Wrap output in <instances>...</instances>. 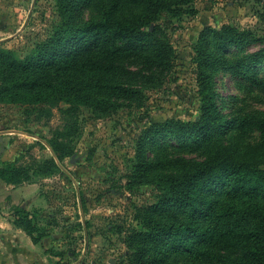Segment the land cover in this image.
Masks as SVG:
<instances>
[{
    "label": "rangeland",
    "instance_id": "rangeland-1",
    "mask_svg": "<svg viewBox=\"0 0 264 264\" xmlns=\"http://www.w3.org/2000/svg\"><path fill=\"white\" fill-rule=\"evenodd\" d=\"M180 7V14L165 13L160 21L175 49L174 67L166 73L146 72L135 81L142 102L118 100L96 110L88 105L73 109L64 101H0V164L11 162L25 172L20 184L3 180L6 187H16L6 189L10 203L5 196L1 202L5 225L0 239H9L8 231L17 235V228L25 231L8 222L18 207L28 209L41 239L35 264H138L142 245L143 258H152V264H220L207 255L168 248L166 239L149 237L147 225L189 215L182 203H164L162 162L201 160L224 150L264 165V83L259 81H264V53L255 54L264 51V0H186ZM103 9L98 0H79L74 19L78 24L99 20ZM138 13L136 7L119 10L125 18ZM63 14L58 0H0V56L6 50V60H32L50 45ZM225 25L254 39L223 44ZM227 60L241 65L240 71ZM206 84L214 90L222 121L181 138L150 130L171 119L199 120L209 95ZM54 139L71 145L73 154L60 161L59 169L40 174L45 161L54 157ZM141 162L146 165L139 169ZM245 196L228 199L235 208L230 215L250 226L264 219V193ZM244 207L251 210L244 213ZM210 250L225 260L243 254Z\"/></svg>",
    "mask_w": 264,
    "mask_h": 264
},
{
    "label": "trees",
    "instance_id": "trees-1",
    "mask_svg": "<svg viewBox=\"0 0 264 264\" xmlns=\"http://www.w3.org/2000/svg\"><path fill=\"white\" fill-rule=\"evenodd\" d=\"M185 2L98 0V6L104 8L102 17L78 24L74 10L79 0H58L64 13L63 23L51 35L49 46H42L32 60H17L12 56L6 60L9 51H2L0 101L26 102L27 99L32 104L64 101L71 103L73 109L88 105L96 110H105L118 100L142 102L143 92L134 85L135 81L147 76L146 72L171 71L175 64V49L160 23L162 15L180 14L183 11L180 4ZM123 6L136 7L139 13L130 18L121 17L119 10ZM220 37L223 44L234 41L249 44L254 39L253 34L228 25L222 28ZM261 53L264 51L255 54ZM226 62L238 71L242 67L230 60ZM206 86L209 95L204 98L199 120L171 119L153 124L150 130H167L181 138L197 129L217 125L223 118L214 102L212 86ZM249 119L259 122L258 125L263 123L260 119ZM50 145L60 161L73 154V147L59 139L52 140ZM162 164L159 187L164 203H182L189 209V215L185 219L153 220L147 225L150 238L166 239L168 248L186 249L197 257L207 255L220 264H264V219L243 225L238 222L239 215H230L235 208L234 203L228 202L230 198L264 193V165L240 160L224 150L206 159L179 157ZM145 165L141 162L139 169ZM13 166L11 162L0 164V178L17 185L25 180L22 175L25 172ZM54 168L60 166L52 157L39 172L45 174ZM218 192L225 194L218 197ZM250 210L242 209L244 213ZM14 216L15 224L35 243L41 241L35 235L37 224L29 211L18 207ZM210 248L240 250L243 254L237 260H225ZM144 253L142 245L137 253L138 264H152V258H143ZM70 255L75 256V252L71 251Z\"/></svg>",
    "mask_w": 264,
    "mask_h": 264
},
{
    "label": "crops",
    "instance_id": "crops-1",
    "mask_svg": "<svg viewBox=\"0 0 264 264\" xmlns=\"http://www.w3.org/2000/svg\"><path fill=\"white\" fill-rule=\"evenodd\" d=\"M3 180L4 179L0 178V182H2L0 183V212H3L1 202L4 203L5 197H7L6 201L9 199V196H6V189L11 188V190H13L16 187H11V185H9L10 187H6ZM8 203H10V200H8L7 204ZM14 221L15 219L13 218L8 224L11 223V227H18ZM4 225L5 224L0 219V228ZM20 232L21 234H19ZM25 232L26 231L17 228V235H14L15 233L12 231H8L7 234L10 235V237H8L9 239H0V264H35L37 243Z\"/></svg>",
    "mask_w": 264,
    "mask_h": 264
},
{
    "label": "water",
    "instance_id": "water-1",
    "mask_svg": "<svg viewBox=\"0 0 264 264\" xmlns=\"http://www.w3.org/2000/svg\"><path fill=\"white\" fill-rule=\"evenodd\" d=\"M54 153V157H55V159H56V161H57V163L59 164V166L61 167V163H60V160L58 159V157H57V155L55 154V152H53Z\"/></svg>",
    "mask_w": 264,
    "mask_h": 264
}]
</instances>
